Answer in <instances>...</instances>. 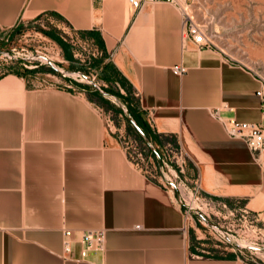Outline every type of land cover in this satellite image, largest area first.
<instances>
[{
  "label": "crops",
  "instance_id": "0c3cea01",
  "mask_svg": "<svg viewBox=\"0 0 264 264\" xmlns=\"http://www.w3.org/2000/svg\"><path fill=\"white\" fill-rule=\"evenodd\" d=\"M44 16L99 47L95 66L112 87L108 94L135 111L160 154L168 139L175 141L184 160L180 179L198 182L202 195L242 199L264 221V152L231 139L212 116L220 109L224 117L260 124L258 83L185 38L178 6L0 0V39ZM56 28L44 35L68 51L69 64L71 46ZM175 66L188 71L175 76ZM41 80L12 68L0 75V264H245L237 256H201L178 192L132 165L86 94L36 86ZM66 229L75 239L67 260ZM100 230L105 250L80 260V235Z\"/></svg>",
  "mask_w": 264,
  "mask_h": 264
},
{
  "label": "rangeland",
  "instance_id": "374dc122",
  "mask_svg": "<svg viewBox=\"0 0 264 264\" xmlns=\"http://www.w3.org/2000/svg\"><path fill=\"white\" fill-rule=\"evenodd\" d=\"M174 5L182 12L193 15L196 22L207 29L214 43L210 50L222 56L230 65L250 74L259 88V80L264 81V0H175ZM54 28L56 24L44 16L22 22L13 38L7 36L0 39L4 43V46H0V75L10 68L29 70L36 72V76L42 79L36 86L86 94L99 108L108 130L120 138L127 156L130 153L140 167L147 168L151 174L149 179L165 184L157 158L129 120V117L133 118L129 106L123 100L109 95L112 87L104 84L100 78L95 66V61L103 57L99 47L96 45L100 55L93 57L92 51L85 50L83 44L71 42L72 32L56 28L59 37L71 46L69 53L72 61L65 64L63 61L68 57V51L44 35L45 31L51 32ZM81 39L86 40L83 37ZM7 54L15 55L17 59H9L5 56ZM37 55L49 60L67 76L53 72V67L45 61L29 59ZM93 83L106 93L102 95L103 100L94 95L100 91ZM133 98L137 102L135 95ZM168 143L176 149L175 141L168 139ZM139 150L146 158L143 162L137 158ZM203 195L215 205L212 206L213 210L205 209V214L200 212L202 216L192 214V220H189L192 226L190 241L199 249L201 256H237L245 264H264V221L258 214L247 212L242 199L222 200Z\"/></svg>",
  "mask_w": 264,
  "mask_h": 264
},
{
  "label": "built area",
  "instance_id": "2783aa9c",
  "mask_svg": "<svg viewBox=\"0 0 264 264\" xmlns=\"http://www.w3.org/2000/svg\"><path fill=\"white\" fill-rule=\"evenodd\" d=\"M102 1V0H99ZM130 6L134 10H140L145 5L156 4L159 2H164L167 4L174 5L175 0H128ZM184 22L186 26V36L188 39L192 40L199 50L211 49L214 45L212 36L208 33L207 29L195 20V17L189 14L187 11L183 12ZM72 43L83 44L85 50L92 51L93 57L100 55L96 45L93 41L86 39L85 41L77 34L71 36ZM16 51V50H13ZM9 59H17L15 55H5ZM29 59L45 61L48 63L49 60L42 58L40 56H32ZM85 61V60H84ZM50 62V61H49ZM51 63V62H50ZM52 64V63H51ZM53 71L59 72L63 76H67L62 70H57L52 64ZM173 74L178 77H182L187 73V69L183 66H175L173 69ZM63 73V74H62ZM70 74V73H69ZM74 74V73H73ZM77 75L84 77L82 74L77 73ZM85 78V77H84ZM86 79H89L86 77ZM96 89L100 92L102 91L96 83H93ZM256 97L260 101L261 112H262V122L260 124L239 122L234 117H224L222 115V110L218 109L212 113V116L222 125L227 135L234 140L243 141L247 147L253 152H264V81L259 80V88L256 91ZM228 111H231L230 109ZM112 124V122H110ZM111 127V125H109ZM120 139V138H119ZM121 142V140H120ZM122 143V142H121ZM154 146V145H153ZM171 146L170 143L164 148L162 154L154 146L155 154L151 149V153L157 158L159 163V172L165 179V185L171 190L177 191L178 202L180 205L185 207L186 219L192 220V214H205V209L212 208V202L202 195L201 186L198 182L190 183L187 180H182L179 177L178 171L182 172L184 160L179 154L178 150ZM137 158L143 162L145 161L144 153L140 150L138 151ZM151 155L150 160L153 156ZM128 157L132 164L148 178L151 176L147 168L140 167V164L135 162L132 155L128 153ZM175 164V166H173ZM262 169L264 171V164H262ZM137 229H140L138 226ZM73 232L70 230L63 231V257L64 259H71L74 257V245L75 239ZM81 246L80 260H86L91 251L103 252L106 247V232L104 230L100 231H86L83 232L78 241Z\"/></svg>",
  "mask_w": 264,
  "mask_h": 264
},
{
  "label": "water",
  "instance_id": "95a60500",
  "mask_svg": "<svg viewBox=\"0 0 264 264\" xmlns=\"http://www.w3.org/2000/svg\"><path fill=\"white\" fill-rule=\"evenodd\" d=\"M48 64L50 66H52V64L48 61ZM63 74V73H62ZM94 87L95 85L92 84ZM96 88V87H95ZM101 95H106L105 92H100ZM129 120L131 122V124L134 126V128L136 129V131L138 132V134L143 138V140L146 142V144H148V146L150 147V149L157 154V152L154 149V146L152 144V142L147 138V136L145 135V133L140 129V127L138 126L137 122L133 119L129 117Z\"/></svg>",
  "mask_w": 264,
  "mask_h": 264
},
{
  "label": "trees",
  "instance_id": "16d2710c",
  "mask_svg": "<svg viewBox=\"0 0 264 264\" xmlns=\"http://www.w3.org/2000/svg\"><path fill=\"white\" fill-rule=\"evenodd\" d=\"M18 65H20V62H18ZM25 71H29V70H25ZM31 72H32V71H31ZM94 95L97 96L98 99L103 100V96H102L101 94L95 92ZM129 109H130V112H131L132 116L135 118L136 122L138 123V125L144 130V132H145L147 135H149L147 129L145 128V125H144V124L141 122V120L137 117L135 111H134L132 108H129Z\"/></svg>",
  "mask_w": 264,
  "mask_h": 264
}]
</instances>
